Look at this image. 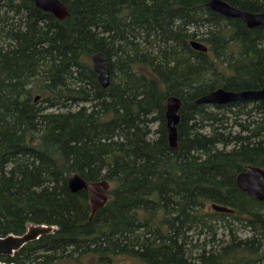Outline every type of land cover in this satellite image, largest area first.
I'll list each match as a JSON object with an SVG mask.
<instances>
[{"label": "trees", "instance_id": "16d2710c", "mask_svg": "<svg viewBox=\"0 0 264 264\" xmlns=\"http://www.w3.org/2000/svg\"><path fill=\"white\" fill-rule=\"evenodd\" d=\"M61 1L62 20L0 0V236L55 226L0 262L264 264V201L235 181L264 169V99L196 102L264 86V28L208 0ZM224 1L264 13V0ZM169 96L181 103L175 147ZM74 173L109 182L95 212L87 190L68 188Z\"/></svg>", "mask_w": 264, "mask_h": 264}, {"label": "water", "instance_id": "95a60500", "mask_svg": "<svg viewBox=\"0 0 264 264\" xmlns=\"http://www.w3.org/2000/svg\"><path fill=\"white\" fill-rule=\"evenodd\" d=\"M36 7L51 13L54 17L62 20L66 18L68 13L67 5L61 0H33ZM207 6L224 16L239 18L249 28L263 27L264 28V13L250 12L241 10L229 4L224 0H208ZM193 48L206 51V46L197 41L190 42ZM93 70L96 74L99 84L107 87L110 82V63L108 57L103 52H96L91 56ZM38 96L36 97V99ZM264 99V86L257 89H247L241 91L225 90L217 88L211 92L201 96L196 100L198 103L208 104H227L243 100H262ZM180 99L177 96H169L166 99V128L168 143L171 147L177 145V124L179 121ZM237 187L250 194L257 200L264 201V169L260 166H251L246 171H242L236 176ZM68 188L72 192L79 190H87L89 202L92 208V213L96 209L102 207L107 199V190L109 182L104 179L86 180L80 174L74 173L67 179ZM213 209L218 211H231L226 206L212 204ZM55 229L53 225L46 224H30L22 234H12L0 236V255H12L15 251L22 248L26 243L38 239L40 236L51 233ZM0 264H7L0 262ZM14 264V263H9Z\"/></svg>", "mask_w": 264, "mask_h": 264}, {"label": "rangeland", "instance_id": "374dc122", "mask_svg": "<svg viewBox=\"0 0 264 264\" xmlns=\"http://www.w3.org/2000/svg\"><path fill=\"white\" fill-rule=\"evenodd\" d=\"M155 127V125H153V127L152 128H154ZM219 226H222V224H218ZM239 233L241 234V235H246V234H248V232L247 231H245V230H243V229H241L240 231H239ZM127 264H133L131 261H127Z\"/></svg>", "mask_w": 264, "mask_h": 264}]
</instances>
